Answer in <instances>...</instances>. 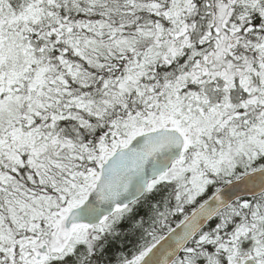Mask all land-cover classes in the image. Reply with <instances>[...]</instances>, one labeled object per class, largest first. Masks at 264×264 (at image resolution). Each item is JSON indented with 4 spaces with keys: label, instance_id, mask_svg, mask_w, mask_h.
Here are the masks:
<instances>
[{
    "label": "snow or ice",
    "instance_id": "obj_1",
    "mask_svg": "<svg viewBox=\"0 0 264 264\" xmlns=\"http://www.w3.org/2000/svg\"><path fill=\"white\" fill-rule=\"evenodd\" d=\"M0 264H264V0H0Z\"/></svg>",
    "mask_w": 264,
    "mask_h": 264
}]
</instances>
